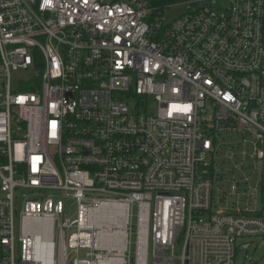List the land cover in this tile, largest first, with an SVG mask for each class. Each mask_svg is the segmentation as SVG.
Wrapping results in <instances>:
<instances>
[{
	"label": "built area",
	"instance_id": "1",
	"mask_svg": "<svg viewBox=\"0 0 264 264\" xmlns=\"http://www.w3.org/2000/svg\"><path fill=\"white\" fill-rule=\"evenodd\" d=\"M103 203L126 207L124 264H234L264 240V0H0V264H42L29 219L52 264H98Z\"/></svg>",
	"mask_w": 264,
	"mask_h": 264
},
{
	"label": "bare ground",
	"instance_id": "2",
	"mask_svg": "<svg viewBox=\"0 0 264 264\" xmlns=\"http://www.w3.org/2000/svg\"><path fill=\"white\" fill-rule=\"evenodd\" d=\"M125 220L126 207L119 204L103 203L87 212L85 224L94 230L91 234H85L87 241L108 251L98 264H124L122 258L115 256L122 255L124 251ZM51 229V223L42 219H29L24 223L23 232L33 244L30 258L34 257L42 264H52Z\"/></svg>",
	"mask_w": 264,
	"mask_h": 264
},
{
	"label": "rangeland",
	"instance_id": "3",
	"mask_svg": "<svg viewBox=\"0 0 264 264\" xmlns=\"http://www.w3.org/2000/svg\"><path fill=\"white\" fill-rule=\"evenodd\" d=\"M219 5L222 7L227 6V0H219ZM183 11L182 7H177V8H171L169 9L168 13L166 14V19L167 20H172L174 19L177 15H179ZM24 73V72H22ZM227 135L225 136V138ZM239 136L237 133H232V140L236 142L238 140ZM235 148V147H234ZM224 153L220 152L218 156L214 159V166L222 174L224 175L225 178L229 179L232 177L234 174V177L239 178H248L249 183L252 187H257V181H258V176L257 173L253 171L252 169V163L249 160H246L244 163V166L242 169L239 170H234V164L238 162H233L230 160H223L222 155ZM229 170V171H227ZM233 171V172H232ZM233 173V174H232ZM228 183V182H226ZM226 183H225V188H226ZM63 207H64V212L68 215H70L72 218L76 217V204L73 203V200L70 198L64 197L63 199ZM132 212V224H133V230H136V222H137V207L136 205L132 206L131 209ZM19 224L18 221L16 220L15 223V231H16V244H15V254H16V259L19 260L20 255H21V243L18 242L17 240V235H18V229ZM67 235V233H66ZM243 244L240 245L239 251L244 249L242 253L237 252L236 256L233 259L234 264H264V240L260 239L258 237H245L242 239ZM244 247V248H243ZM130 250L132 252V255L134 256V250H135V234L133 233L130 238ZM175 255H179L181 252V240H178L175 244V247L173 249ZM86 252L88 250H83L81 251V256H85ZM90 252V251H89ZM149 264H151V258L149 257ZM178 264V263H177Z\"/></svg>",
	"mask_w": 264,
	"mask_h": 264
}]
</instances>
